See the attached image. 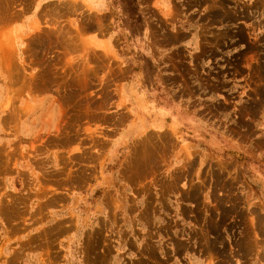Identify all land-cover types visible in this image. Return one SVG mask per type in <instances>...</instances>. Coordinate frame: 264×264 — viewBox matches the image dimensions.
Here are the masks:
<instances>
[{"label":"rangeland","instance_id":"1","mask_svg":"<svg viewBox=\"0 0 264 264\" xmlns=\"http://www.w3.org/2000/svg\"><path fill=\"white\" fill-rule=\"evenodd\" d=\"M0 264H264V0H0Z\"/></svg>","mask_w":264,"mask_h":264}]
</instances>
